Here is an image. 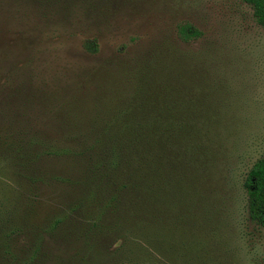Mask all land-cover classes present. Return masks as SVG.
<instances>
[{
	"label": "rangeland",
	"instance_id": "374dc122",
	"mask_svg": "<svg viewBox=\"0 0 264 264\" xmlns=\"http://www.w3.org/2000/svg\"><path fill=\"white\" fill-rule=\"evenodd\" d=\"M181 22L203 36L180 42ZM157 59L185 68L213 117L215 157L191 224L101 235L65 217L59 191L27 180L46 166L30 158L61 97L88 102L106 74ZM263 155L264 30L241 0H0V264H264V229L250 222L242 186Z\"/></svg>",
	"mask_w": 264,
	"mask_h": 264
},
{
	"label": "trees",
	"instance_id": "16d2710c",
	"mask_svg": "<svg viewBox=\"0 0 264 264\" xmlns=\"http://www.w3.org/2000/svg\"><path fill=\"white\" fill-rule=\"evenodd\" d=\"M241 1L264 30V0ZM176 36L188 44L203 32L181 22ZM84 49L96 54V41H86ZM172 66L158 59L156 65L132 62L116 75L105 73L108 85L89 90L88 102L74 95L60 98L50 117L55 128L30 158L46 166L27 180L59 191L66 218L83 216L90 231L101 235L117 231L144 238L154 229L177 230L193 222L194 197L215 157L211 141L218 135L209 130L213 117L202 112L183 65ZM242 186L250 222L264 229V155Z\"/></svg>",
	"mask_w": 264,
	"mask_h": 264
}]
</instances>
